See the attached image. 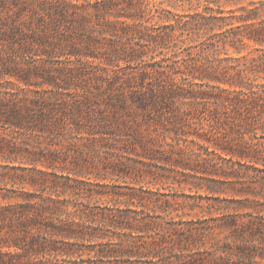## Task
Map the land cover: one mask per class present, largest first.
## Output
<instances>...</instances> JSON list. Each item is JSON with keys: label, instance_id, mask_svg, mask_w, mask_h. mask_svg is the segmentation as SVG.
Wrapping results in <instances>:
<instances>
[{"label": "trees", "instance_id": "1", "mask_svg": "<svg viewBox=\"0 0 264 264\" xmlns=\"http://www.w3.org/2000/svg\"><path fill=\"white\" fill-rule=\"evenodd\" d=\"M122 1L126 5L116 0H85L81 5L66 0H0V9L8 12L0 15V70H13L10 75L23 72L27 66L20 65L27 55L32 57L27 42L54 44L51 36H56L61 22L85 24L91 21V9L100 15L119 8L114 16L125 17L124 23L134 20L123 28L135 40V45H122L128 55L124 58L146 62L138 69L139 81L129 76L133 80L127 79L128 93L122 92L119 103L111 102L112 118L95 120L87 113L86 124L102 133L118 131L112 123L123 124L150 157H161L148 153L155 149L153 133L162 127L177 135H195L231 158L264 162V0H227L228 11L219 0ZM6 40L12 53L5 48ZM29 67L36 69V61ZM44 92L48 91L36 90L31 96L21 88L0 91V264H42L53 255L90 253L84 251L96 244L101 245L98 256H146L145 264H264L256 260L258 253L264 258V249L257 252L255 244L241 246L238 259L193 252L202 234L192 223L175 230V236L165 230L144 238L140 218H125L112 207L101 214L93 210L81 197L95 194L88 182L60 179L37 165L13 164L18 157L39 153L31 158L36 163L46 152H61L72 144L61 114L90 111L83 101L58 102ZM61 134L60 141L51 137ZM165 157L171 159L169 154ZM196 161L212 163L205 157ZM111 229L116 235L108 232ZM233 234L244 241H264L261 225L236 220ZM167 250L170 253L164 254Z\"/></svg>", "mask_w": 264, "mask_h": 264}, {"label": "rangeland", "instance_id": "2", "mask_svg": "<svg viewBox=\"0 0 264 264\" xmlns=\"http://www.w3.org/2000/svg\"><path fill=\"white\" fill-rule=\"evenodd\" d=\"M66 1L80 5L85 2ZM116 1H121L119 6L126 5L122 0ZM218 2L225 10L231 9V3L227 0ZM185 5L188 7V3ZM118 9L114 8L112 14L102 11L100 15L91 9V21L85 24L61 22L56 36H51L54 44H49V41L45 45L27 42L31 45L28 50H31L32 57L27 55V61L20 65L27 66L23 72L10 75L13 70H0L1 92H17L21 88L33 96L36 90H47L44 94L58 102H71L73 99L83 101L90 110L61 114L65 120L64 132L72 142L61 152L55 155L46 152L36 163H31V158H38L41 156L39 153L30 158L18 157L13 159V164L37 165L50 175L57 174L60 179L71 177L73 182H88L90 186L86 187L95 194L90 197L83 193L82 199L89 200L92 209L99 214L114 210L122 212L125 218H140L144 238L158 236L165 230H170L175 236V230L192 223L200 227L202 234V239L193 246V252L212 251L217 256L238 259L239 248L248 244H255L256 251L260 252L264 249L263 240L244 241L236 238L233 228L236 220L264 228V162L231 158L230 154L215 150L213 145L195 135H177L162 127H159V132L153 133L155 144L152 147L155 149L148 153L161 156V159L150 157L144 155L146 151L135 143L131 129L123 124L112 123L118 131L110 128L104 133L93 131L101 129L86 124L87 113L95 120L102 116L112 118L109 112L111 102L119 103L122 92L128 93L127 82L132 79L129 76L135 75L139 81L138 69L146 62L139 58H124L128 55L122 45L130 42L135 45V40L129 38L130 31L123 28L134 20L128 19L124 23L125 17L113 15ZM0 10L2 17L8 15L6 10ZM178 10L182 11V7ZM9 44L11 42L6 40L5 48L12 53ZM16 48H19V44H16ZM17 58L23 60L20 56ZM144 58L149 60V55L145 54ZM34 61L37 68L30 69ZM117 116L120 117V114ZM51 137L60 141L62 134ZM171 144L175 145L174 153L171 152ZM167 154L171 159H165ZM47 156L52 159H47ZM198 157L208 158L212 163H199L196 161ZM173 158H180L179 163ZM70 196L74 197L72 194L66 195ZM108 232L116 235L114 229ZM92 246L91 251H84L90 253L76 254L70 258L53 255L52 261L42 264H128L129 261L145 264L148 260L146 256H133L131 260L114 255L102 257L96 253L101 245ZM174 251L178 253V249ZM168 253L170 250L164 252ZM256 260L264 263L260 253Z\"/></svg>", "mask_w": 264, "mask_h": 264}]
</instances>
